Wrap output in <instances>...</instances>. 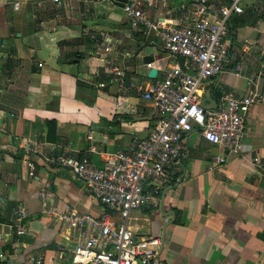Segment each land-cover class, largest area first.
Here are the masks:
<instances>
[{
  "label": "crops",
  "instance_id": "1",
  "mask_svg": "<svg viewBox=\"0 0 264 264\" xmlns=\"http://www.w3.org/2000/svg\"><path fill=\"white\" fill-rule=\"evenodd\" d=\"M139 1L153 19L194 17L190 0ZM242 6L231 19L230 63L203 85L207 110L223 108L224 89L264 95V0ZM166 53L154 34L131 29L116 0H0V259L76 264L69 228L43 214L41 191L51 184L60 210L71 205L99 217L104 207L72 172L44 158L89 157L101 165L134 136L148 137L158 120L153 103L136 90L120 92L109 72L127 65L128 79L151 84L168 66L182 65ZM148 55L155 58L149 65ZM181 150L180 161L153 182L163 188L161 206H143L130 219L136 235L161 238L154 264H264V101L249 110L241 153L211 144L198 128ZM220 156L224 163L216 162ZM21 211L23 236L15 227Z\"/></svg>",
  "mask_w": 264,
  "mask_h": 264
},
{
  "label": "built area",
  "instance_id": "2",
  "mask_svg": "<svg viewBox=\"0 0 264 264\" xmlns=\"http://www.w3.org/2000/svg\"><path fill=\"white\" fill-rule=\"evenodd\" d=\"M116 1L122 4L132 30L143 29L147 36L154 34L172 57L183 58L185 63L168 66L163 76L151 84L128 79L127 65H114L109 72L113 76L110 81L117 83L120 92L136 90L153 103L158 120L148 137L134 136L127 148L102 157L101 165L89 157L44 158L47 164L72 172L104 207L99 217L79 212L71 205L60 210L54 204L56 195L51 184L41 191L43 214L69 228L72 260L76 264H154L162 240L136 235L130 227L132 213L143 206H161L163 188L153 182L180 161L181 142L188 133L198 128L211 144L229 154H239L245 146L249 110L264 101V95L256 90L239 95L224 89L223 108L207 110L202 105L203 85L224 73L230 63L227 38L232 17L245 12L243 0H190L194 17L174 22L153 19L139 0ZM241 71L237 66L235 73L240 75ZM215 160L224 163L225 157ZM254 162L259 164L257 158ZM35 170L36 165L31 164V177ZM25 217L21 211L15 225L20 236L26 233ZM0 264L11 263L0 259ZM27 264H45V260L31 257Z\"/></svg>",
  "mask_w": 264,
  "mask_h": 264
},
{
  "label": "water",
  "instance_id": "3",
  "mask_svg": "<svg viewBox=\"0 0 264 264\" xmlns=\"http://www.w3.org/2000/svg\"><path fill=\"white\" fill-rule=\"evenodd\" d=\"M142 46L144 47V46H146V44H142ZM154 61H155V58L152 55L145 56V58H144V62L147 65L152 64ZM157 74H158V70L156 68H151L149 70L148 76L151 79H155Z\"/></svg>",
  "mask_w": 264,
  "mask_h": 264
},
{
  "label": "trees",
  "instance_id": "4",
  "mask_svg": "<svg viewBox=\"0 0 264 264\" xmlns=\"http://www.w3.org/2000/svg\"><path fill=\"white\" fill-rule=\"evenodd\" d=\"M138 37V36H137ZM181 61H182V65L185 63V60L184 59H181ZM49 124H50V126H52V127H50L51 129L53 128L54 130H55V128H56V124H55V122H49Z\"/></svg>",
  "mask_w": 264,
  "mask_h": 264
},
{
  "label": "rangeland",
  "instance_id": "5",
  "mask_svg": "<svg viewBox=\"0 0 264 264\" xmlns=\"http://www.w3.org/2000/svg\"><path fill=\"white\" fill-rule=\"evenodd\" d=\"M139 50V48L136 50V52ZM166 54H169V53H166Z\"/></svg>",
  "mask_w": 264,
  "mask_h": 264
}]
</instances>
